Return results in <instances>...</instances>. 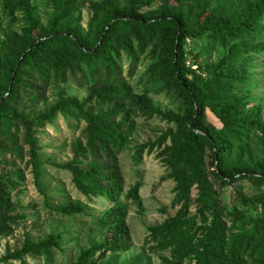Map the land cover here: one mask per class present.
I'll return each mask as SVG.
<instances>
[{"label": "trees", "instance_id": "16d2710c", "mask_svg": "<svg viewBox=\"0 0 264 264\" xmlns=\"http://www.w3.org/2000/svg\"><path fill=\"white\" fill-rule=\"evenodd\" d=\"M59 1L62 11L54 14L44 31L36 19V6L25 0H0V13L3 10L12 15L20 6L27 13V29L11 37L14 44L8 46L10 53L0 49V151L17 142L15 135L22 128L38 178L41 163L33 128L52 121L59 113L75 111L87 124L89 141L79 155L87 157L90 152L95 161L86 171L78 167L71 170L83 193L118 203L125 185L118 166L119 153L130 132L112 118L125 113V105L144 117L159 115L176 124V129H169L161 141L172 140L168 150L183 161L171 176L177 184L175 203L182 206L174 217L149 228L147 244L151 251L159 254L171 250L168 264H182L188 259L195 264H264V161L257 164L246 160L252 156L251 135H260L264 142V120L246 111V97L235 91L249 83L253 75L247 53L264 51L263 42L252 45L253 40H264V0L248 4L239 0L237 9L233 0H127L124 6L117 0H104L94 5L96 15L87 30L75 16L92 0ZM187 41H205L209 48L223 50L224 54L206 69H194L188 65ZM151 47L154 60L149 62L143 79L149 83L161 81L159 92L182 97L184 116L163 113L135 95L124 75L123 59L131 61L132 76L140 55ZM10 54L12 58L6 60ZM71 77L79 86L91 85L87 99L62 96L34 118L25 114L28 107L40 105L47 87ZM114 101L115 107L106 116L94 115V106ZM208 110L219 119L222 129L208 123ZM145 147L140 148L137 161ZM12 178L0 172V201L9 213L18 209L8 201L18 185ZM243 181L256 192L249 195L236 190L243 210L226 215L215 183L225 188ZM140 188L136 185L127 199L138 201ZM194 189L199 192L201 226L196 215L190 216ZM252 206L258 212L248 216L247 208ZM56 211L63 216L83 212L81 208ZM126 218L124 206H113L100 222L107 228L102 241L83 251L77 264H98L110 254L122 253L130 241ZM12 233L7 221L0 219V235ZM59 239L51 236L39 243L26 239L22 250L7 259L36 255L50 261Z\"/></svg>", "mask_w": 264, "mask_h": 264}, {"label": "rangeland", "instance_id": "374dc122", "mask_svg": "<svg viewBox=\"0 0 264 264\" xmlns=\"http://www.w3.org/2000/svg\"><path fill=\"white\" fill-rule=\"evenodd\" d=\"M25 1L38 8L36 19L44 31L48 30L54 14L62 11L59 0ZM103 1L92 0L77 11L75 18L78 16L81 18V26L85 30L96 15L94 5ZM117 1L124 6L127 0ZM239 2L233 0L234 9L239 7ZM250 2L252 0H246L245 4ZM26 17V10L21 6L12 15L1 11L0 19L4 20L0 30V49L3 48L10 53L8 46L14 44L11 37L21 35L27 29ZM262 42L264 43V40H253L252 45ZM227 43L232 44L229 41ZM152 48L144 55H140L132 76L131 61L123 59L124 75L128 78L135 95L144 97L163 113L171 112L184 116L186 106L182 97L173 92H159L161 81L149 83L143 79L149 62L154 60ZM185 48L188 52V65L194 69L199 67L206 69L210 63L218 62L224 54L223 50L209 48L205 41H199L197 44L187 41ZM199 54L200 57H197ZM246 57L250 58L249 64L253 75L249 83L237 87L235 91L246 97V111L264 120V51L248 52ZM11 58L10 54L6 60ZM7 62L11 61H5ZM203 74L206 76V72ZM91 88V85H77L72 77L67 82L60 81L59 84L47 87L40 105L36 108L28 107L25 114L34 118V115L49 109L62 96L77 97L84 101ZM114 107L115 101L101 107L96 105L94 115L106 116ZM125 109V113L112 118L130 132L125 147L119 153L118 166L125 185L124 194L118 203H113L100 195L83 193L71 170L72 167H78V170L86 171L95 161L90 152L87 157L79 155L82 149L89 145V141L85 133L87 124L75 111L59 113L52 121L33 128L34 138L39 147L38 160L41 163L38 178L33 171L30 147L24 142L22 128L20 134L15 135L17 142L5 146V151H0V172L13 176L12 179L18 183L8 197L10 206L12 208L16 206L17 211L9 213L0 201V219L6 220L13 230L9 236L0 235V264H77L78 257L83 251L102 241L107 228L100 223L101 219L117 205H122L127 210L126 225L130 241L122 253L110 254L98 264H135L138 260L139 264H168L167 260H172L171 250L154 254L147 244V239L150 227L158 226L174 217L182 206L175 203L177 184L171 176L176 168L183 166V161L168 150L173 144L172 140L161 141L164 133L169 129H176V124L166 121L159 115L144 117L140 111L128 105H125ZM207 120L217 129H222L223 125L219 119L209 110ZM251 136L252 156L246 160L258 164L264 161V142L260 135ZM143 145L146 147L140 161H137L138 152ZM138 184L141 185L139 200H128L126 195ZM215 186L226 215L243 210L242 203L236 199V190H243L249 195L256 192L247 181L225 188H220L218 183H215ZM88 187L87 185L86 188ZM198 193L197 189L191 193L190 216L196 215L201 226L202 221L197 212L200 208L197 204ZM57 208H81L83 212L63 216L56 211ZM256 212L258 210L254 206L247 208L248 216ZM51 236H60V239L58 247L52 250L53 258L50 261L45 256L36 255H28L22 260L7 259L22 250L26 239L39 243L49 240ZM98 256L96 255L94 260ZM182 264L195 263L188 259Z\"/></svg>", "mask_w": 264, "mask_h": 264}]
</instances>
